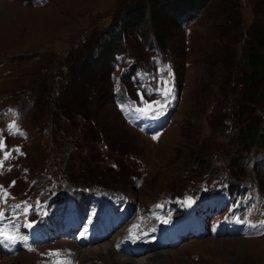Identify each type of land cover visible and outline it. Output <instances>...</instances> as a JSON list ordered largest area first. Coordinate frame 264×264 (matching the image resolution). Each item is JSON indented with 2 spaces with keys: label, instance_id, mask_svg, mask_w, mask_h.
<instances>
[{
  "label": "rangeland",
  "instance_id": "obj_1",
  "mask_svg": "<svg viewBox=\"0 0 264 264\" xmlns=\"http://www.w3.org/2000/svg\"><path fill=\"white\" fill-rule=\"evenodd\" d=\"M233 2L161 14L158 24L148 0H0V228L34 222L22 242L0 235V264H264V230L213 235L231 197L201 205L210 236L165 248L145 238L157 228L153 206L193 190L206 198L208 180L228 178L252 193L237 206H264V131L250 150L239 140L246 125L264 127V100L243 107L240 82L252 28L264 30V0ZM142 3L148 17L122 33L126 13ZM109 42L117 51L100 60ZM157 102L156 114L136 111ZM50 180L73 214L46 202ZM112 192L122 193L123 224L94 243L97 226L121 220L108 212ZM135 243L155 249L133 255Z\"/></svg>",
  "mask_w": 264,
  "mask_h": 264
},
{
  "label": "trees",
  "instance_id": "obj_2",
  "mask_svg": "<svg viewBox=\"0 0 264 264\" xmlns=\"http://www.w3.org/2000/svg\"><path fill=\"white\" fill-rule=\"evenodd\" d=\"M213 1L214 0H148L149 4L151 3L152 7L155 9V14L159 16L158 18L156 17L158 24L161 14H168L171 12L175 13V15H178L186 10L192 11V9L195 11H201V9L207 8L209 2ZM221 2L224 4V6L231 4V9L235 7L233 6V0H221ZM147 10V5L143 3L139 6L132 7L126 13V19L129 20L127 27L126 25L123 26L122 33L127 30H134L138 27V25L143 24L145 17H148ZM237 23L238 26H240L241 23L243 24L242 16H239V21ZM143 28L144 32L140 28L141 32L148 34V31H146L145 27ZM249 37L251 40L246 63H248L250 69L248 72L242 74L240 82L243 87L242 105L248 110L252 108L253 111L255 110V107L258 105V103L264 100V91L258 89L260 84L264 81V30H262L259 25L255 24ZM115 51H117V49L114 43H106L105 47L103 44V49L100 51V60H105L106 57L110 59ZM99 58L97 60H99ZM90 61L91 60H89V62ZM263 131L264 127L255 123L246 125L241 130L239 135L241 147L244 149L240 151L244 152L247 151L245 149L250 150L255 147L262 138Z\"/></svg>",
  "mask_w": 264,
  "mask_h": 264
},
{
  "label": "snow or ice",
  "instance_id": "obj_3",
  "mask_svg": "<svg viewBox=\"0 0 264 264\" xmlns=\"http://www.w3.org/2000/svg\"><path fill=\"white\" fill-rule=\"evenodd\" d=\"M167 83H168L167 81H164L165 86H167ZM170 94H171V88L165 87L163 95L165 97H167ZM141 99H143V97H141ZM159 107H161V105H159L158 102L155 105L151 104V103H148V104L145 105V107L138 108V109H136V111L141 113L144 116H148L149 114H156ZM122 110H123V108H122ZM15 127H16L15 124L10 125L9 129L11 130V129L15 128ZM153 138L155 139L156 137H153ZM0 147H2V145H0ZM7 156H8V153H5V159H7ZM16 207L20 208L21 206L20 205H16ZM29 226H31V225H29ZM252 227H264V222H262L261 225H252ZM262 234H264V233H262ZM0 235H3L4 240H7V241H10V242H13V243H15L16 240H17V237H15V236L7 235V234H4V233H0ZM21 239H26V237H21Z\"/></svg>",
  "mask_w": 264,
  "mask_h": 264
},
{
  "label": "bare ground",
  "instance_id": "obj_4",
  "mask_svg": "<svg viewBox=\"0 0 264 264\" xmlns=\"http://www.w3.org/2000/svg\"><path fill=\"white\" fill-rule=\"evenodd\" d=\"M81 224V223H80ZM39 225V224H38ZM47 225V224H46ZM79 225V224H78ZM40 227H42V226H40ZM43 229H44V227H43ZM145 229V228H144ZM49 230V229H48ZM46 231V230H45ZM49 232V231H48ZM144 232V231H143ZM45 234V233H44ZM68 235V234H67ZM90 235V234H89ZM93 235V234H92ZM143 236V235H142ZM91 238V237H90ZM139 238H140V236H139ZM155 239V238H154ZM89 240V239H88ZM146 240H147V238H146ZM158 240V239H157ZM82 241V240H81ZM252 242H254V241H252ZM155 243V242H154ZM157 243V242H156ZM152 244V243H151ZM132 249V248H131ZM160 249V248H159ZM125 253V252H124ZM150 253V252H149Z\"/></svg>",
  "mask_w": 264,
  "mask_h": 264
}]
</instances>
